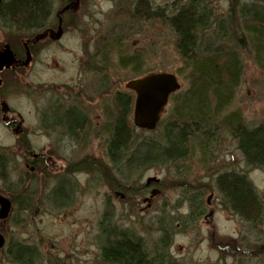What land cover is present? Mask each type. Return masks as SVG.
<instances>
[{
	"label": "rangeland",
	"instance_id": "obj_1",
	"mask_svg": "<svg viewBox=\"0 0 264 264\" xmlns=\"http://www.w3.org/2000/svg\"><path fill=\"white\" fill-rule=\"evenodd\" d=\"M190 1H84L87 11L44 45L27 74L5 76L0 119L6 110L22 125L0 123V186L12 203L0 264H264V161L246 154L247 162L235 137L264 127V71L243 34L245 22L264 30V0H195L207 17L204 58L221 62L234 33L244 38L241 82L222 113L230 131L206 122L213 85L207 75L189 89L174 49L167 17ZM135 53L139 65H120ZM153 73L175 74L188 96L141 130L125 84ZM100 95H113L109 118L111 102ZM119 124L126 139L115 147ZM238 176L233 199L224 185Z\"/></svg>",
	"mask_w": 264,
	"mask_h": 264
},
{
	"label": "trees",
	"instance_id": "obj_2",
	"mask_svg": "<svg viewBox=\"0 0 264 264\" xmlns=\"http://www.w3.org/2000/svg\"><path fill=\"white\" fill-rule=\"evenodd\" d=\"M197 4L198 3L195 0H191L188 3V5H191L188 6V10H182L170 15L167 17V23L174 34V49L177 52L182 64L190 70V75L187 77L190 82L189 89L197 86L207 75L213 85L211 95L214 98V107L212 108L213 110L211 114H206V122L212 121L213 118L217 120L219 119L220 126L223 127V125H228L229 120L228 115H222V113L229 109L234 98L235 91L241 82V73L243 71L242 59L244 58L240 56V53L238 54V51H243L245 48L243 46L244 38L239 37L233 32L235 36L234 42L228 48V51L221 62L212 61V63L207 60L206 57L204 58V54L202 53H205L203 52L205 50V47L203 48V44L207 17L203 10L196 8ZM47 9L48 5L45 0H18L9 11L7 10V13H9V17L19 27H26L28 25L35 27L43 21ZM243 34L246 36L248 41H250L257 67L261 71H264V30L260 27V25H256L253 21L251 24L249 22H245ZM140 56V53H135V55L131 57H126L124 60L122 59L120 61V65L124 68L135 67L137 64L139 65ZM100 70L102 74L103 70ZM187 96V94L180 91L178 94L171 97L173 98L171 101L172 111L174 110L173 112L177 111V105L180 102V99ZM112 99L113 95L109 100L103 95L99 96V100L102 101L103 105L109 101L111 102L109 109H104L105 117L107 116L108 118L110 117L109 112L113 113L116 110L115 104H112L114 103ZM116 132L119 135L118 139L120 142H118L115 147H118V145L120 146V144H123L126 139V134L121 124L118 125ZM243 140H246V142H243V145L245 146L244 151L248 157H251L258 162H263L264 129H259L257 133L256 131L255 133H245V138ZM26 142L27 141L24 140V143ZM209 145L210 144L206 142L204 147H200L204 157H208L207 146L210 147ZM25 148L29 151L28 142L25 144ZM242 185L243 184L238 181L233 185H229L226 190H228V194L233 199H236L237 196L235 197V190L238 187L241 188ZM230 188H232V194L229 191ZM249 196L250 195H247L246 197L249 199ZM235 204L237 203L235 202ZM124 241H126V239H124ZM218 248V250L221 251L220 245H218ZM134 249L135 248L133 247L131 249L128 248L129 251Z\"/></svg>",
	"mask_w": 264,
	"mask_h": 264
},
{
	"label": "flooded vegetation",
	"instance_id": "obj_3",
	"mask_svg": "<svg viewBox=\"0 0 264 264\" xmlns=\"http://www.w3.org/2000/svg\"><path fill=\"white\" fill-rule=\"evenodd\" d=\"M16 1L18 0H0V33L3 32L5 34L6 31H12V33H14L5 34V40H2L3 42L0 44V60L3 58L1 54L6 51V48H9L13 59L10 64L1 65L3 62L0 63V97L2 94L1 88L6 83L4 80L6 79L5 76L27 74L34 59L39 54L40 50H43L42 48H44V45L46 47L48 41H56L58 37L61 36L63 30L70 25L71 22H74V20L77 19L74 16H78L82 10H85L84 1L87 0H67V4H64L63 6V0H61L60 8H55L54 10L52 8L55 1L45 0L48 5L47 12L43 21L35 27L30 25L26 27H19L9 17L7 10L9 11L11 7L15 5ZM123 10L124 9H122V11ZM20 32H23V34H16ZM24 35L27 37L25 40L22 38ZM4 104L5 103L2 102V106H5ZM2 111L3 116L0 119V123L3 122L5 123L4 125L14 128L15 132H20L18 129L22 125L20 119L12 118L11 114L9 115L11 117L10 118L8 116L9 111ZM3 191L4 190L0 186V195L9 200L10 211L5 219L0 220V236L3 240L0 253L6 242L4 225L10 221L9 219L12 210V203L9 199L10 197Z\"/></svg>",
	"mask_w": 264,
	"mask_h": 264
},
{
	"label": "water",
	"instance_id": "obj_4",
	"mask_svg": "<svg viewBox=\"0 0 264 264\" xmlns=\"http://www.w3.org/2000/svg\"><path fill=\"white\" fill-rule=\"evenodd\" d=\"M0 60L2 64H10L12 54L6 48ZM0 65V66H1ZM125 87L135 93V104L133 110L134 125L143 130H153L167 105L171 94L179 90L177 78L172 74L155 73L129 81ZM8 200L0 196V220L7 217L9 213ZM3 245L0 236V248Z\"/></svg>",
	"mask_w": 264,
	"mask_h": 264
},
{
	"label": "bare ground",
	"instance_id": "obj_5",
	"mask_svg": "<svg viewBox=\"0 0 264 264\" xmlns=\"http://www.w3.org/2000/svg\"><path fill=\"white\" fill-rule=\"evenodd\" d=\"M178 12V11H177ZM160 118H161V116H160ZM160 118H159V121H160ZM159 121L157 122V124L159 123ZM132 123H133V126L135 127V128H137V129H140V128H138V127H136L135 125H134V122H133V119H132ZM157 124H156V126H157ZM155 126V127H156ZM230 127L231 126H226V129H228L229 131H230ZM260 130H262V129H264V127H263V125L262 124H260ZM19 130H21L20 128H18ZM141 130H143V129H141ZM149 131V130H148ZM253 131H247V133H252ZM236 138H239V139H241L242 138V140L245 138V134L244 133H241L240 135H237V136H235ZM131 141V140H130ZM129 141V142H130ZM129 142H128V144H129ZM244 142H246V140L244 141ZM23 144H24V147H23V152H26L27 153V150H26V148H25V144H27V142L26 143H24L23 142ZM28 146H29V144H28ZM127 147V145L125 146V148ZM239 149L240 150H242V152H243V154H245V156H244V158H245V160L248 162L249 161V159H248V157H247V155H246V153H245V146L243 145V146H241V147H239ZM29 150H30V146H29ZM33 163V162H32ZM126 172V171H125ZM120 174H123V176L125 175V173H120ZM238 180H239V176L236 178V177H232V178H230L228 181H226V185H224V188L226 189L229 185H233L234 183H237L238 182ZM239 181H242V180H239Z\"/></svg>",
	"mask_w": 264,
	"mask_h": 264
}]
</instances>
